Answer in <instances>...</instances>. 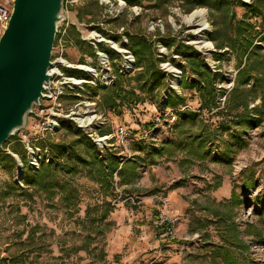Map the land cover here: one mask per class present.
I'll list each match as a JSON object with an SVG mask.
<instances>
[{
	"label": "rangeland",
	"instance_id": "374dc122",
	"mask_svg": "<svg viewBox=\"0 0 264 264\" xmlns=\"http://www.w3.org/2000/svg\"><path fill=\"white\" fill-rule=\"evenodd\" d=\"M204 1L215 5V0ZM228 1L234 21L245 17L258 33V41L254 43L264 50V0H257L261 4L260 12L248 11L241 5V2L250 4L253 0ZM179 4L175 1L160 5L156 0H140L134 5L125 0H110L109 3L63 0L65 19L58 24L51 60L63 56L70 63H84L88 58L90 64L99 65L97 78L107 72L112 81L105 87L83 83V89H69L56 102L60 100L64 112L78 110L82 113L90 108L87 102L94 100L95 113L99 115L95 132L100 136L108 135L107 141L112 145L98 153L92 138L82 129L81 132L93 142L95 153L100 157L106 151H114L122 161L135 158L138 174L133 182L120 184L115 172L112 189L92 179L89 169H80L73 176H65V186L70 188L71 197H63L56 190L53 198L47 200L35 188H28L29 194H25L16 187L23 184L21 178H17L19 163L14 154L23 164L24 173L27 171L26 148L18 132L12 135L0 148V264H208L209 245L221 241L215 217L204 208L215 199L212 197L218 191L219 194L224 192L226 198L219 202L227 205L225 210L231 212L239 236L247 246L246 251L236 252L247 264H264V114L260 125L242 132L241 138L246 145L238 150L236 143L224 132L222 139L217 135L210 141L211 155L203 160L183 162L181 152L169 158L163 156L157 163L149 160V146H158L174 137L172 124L177 119L176 109L165 107L164 96L174 90L186 96L182 109L196 110L199 105L195 91L180 86L188 73L185 57L175 53L173 43L193 46L200 52L204 65L211 71L221 72L222 80L217 84L223 89L217 98L220 107L238 71L235 56L226 47L219 50L227 51L221 60H215L212 55L216 49L209 40L213 29L211 20L221 25V34L230 32L223 23L222 11L197 6L186 12ZM80 9L84 12L82 17L78 14ZM197 11L199 14L195 13ZM127 33L141 36L151 44L164 76L159 93L162 99L158 102L154 91L140 92L133 79H121V87L134 88L139 102L109 108L103 106L101 100L104 89L117 79L115 71L133 76L141 68L135 65L128 48ZM97 51L107 54L109 61L105 67L99 63ZM63 74L91 78L79 69L65 68ZM43 104L41 98L40 104L33 106L27 118V131L36 123L35 114ZM171 110L175 116L173 121L169 119ZM210 114L203 110L202 117L206 120ZM62 118V121L66 119ZM220 119L221 116L215 115L207 121L215 126ZM72 126V121L67 120L55 134L47 133L32 142L40 147L47 146L38 142L48 136L59 137L66 130L78 129ZM119 126L128 134L123 140L116 134ZM226 140L232 144L228 152ZM232 193L240 200L238 206H231ZM171 195L178 200L170 198ZM105 202L111 209L105 218L98 219L101 212L108 210ZM242 210L248 214L246 219L236 221ZM172 213L179 215L176 240L164 236L158 223L160 215ZM208 219L212 222L207 223Z\"/></svg>",
	"mask_w": 264,
	"mask_h": 264
},
{
	"label": "trees",
	"instance_id": "16d2710c",
	"mask_svg": "<svg viewBox=\"0 0 264 264\" xmlns=\"http://www.w3.org/2000/svg\"><path fill=\"white\" fill-rule=\"evenodd\" d=\"M93 1V0H91ZM160 5L169 2H178L186 11L190 12L197 6L208 7L221 12L224 16L223 23L230 30L220 33V24L211 20L212 31L209 40L212 41L215 52L212 53L215 60H221L226 56L227 51H219L225 47L235 56L237 73L234 84L224 101L223 107L218 102L219 92L223 89L218 87L222 80L220 71H211L202 60L200 52L193 46L176 42L174 51L185 58V69L188 73L180 82L183 89H193L197 94L199 105L196 110L186 105V96L170 90L166 95L165 107L176 109L177 119L172 124L174 137L172 140L161 142L158 146L151 145L149 149V160L157 163L159 158H169L177 152H181L184 161L194 159L203 160L211 155L209 149L210 141L219 136L222 139L224 132L228 138L236 143L237 150L246 145V141L241 138V134L248 127L258 126L263 120L264 114V50L257 43V31L251 23L243 17L234 21L228 0H215V5L208 4L204 0H156ZM129 5L138 4L140 0H125ZM241 5L248 11L260 12V2L253 0L252 3ZM223 8L222 10L220 8ZM80 17L84 12L78 11ZM128 48L134 56L135 65L141 67L133 76L119 74L112 86L104 89L101 104L113 108L124 103L136 104L139 98L134 88L123 89L121 79H133L139 91H154L158 102H161L162 94L159 95L164 85V76L158 66V58L155 57L151 44L143 37L127 33ZM264 39V38H262ZM164 41V40H163ZM78 42H81L78 40ZM108 52V49L102 48ZM166 90V88L164 89ZM159 95V97H158ZM143 98L140 102H143ZM258 101L257 103H255ZM250 103L253 105L250 107ZM203 110L211 113L205 120L202 117ZM221 116L215 126L207 120L211 116ZM152 126L151 124L148 125ZM233 128V132L230 129ZM11 138V137H10ZM224 140V139H223ZM5 143L2 144V147ZM39 145H47L51 155V160L41 163L36 170L24 171L21 182L23 186H16L23 193L29 194L28 188H35L44 194L47 200H51L56 194V190L61 192L63 197H71V190L66 187L65 176H73L80 169H89L90 177L101 186L112 188L113 175L116 172L120 177V184L131 183L136 180V159L128 158L124 161L115 154L114 151H106L100 157L95 153L93 142L85 136L80 129L75 131L66 130L59 137L48 136L45 140L38 142ZM227 152L231 151L232 144L226 140ZM9 157V154H7ZM181 160V161H182ZM113 189V188H112ZM231 206H238L240 200L235 193L230 196ZM101 212L98 219L106 217L111 209ZM204 208L209 214L215 217L217 231L221 243L209 245L210 260L208 264H247L236 251L244 252L246 244L239 236V231L232 221L231 212L225 210L227 205L223 202L207 203ZM210 219L207 223H211ZM14 262V261H12Z\"/></svg>",
	"mask_w": 264,
	"mask_h": 264
},
{
	"label": "water",
	"instance_id": "95a60500",
	"mask_svg": "<svg viewBox=\"0 0 264 264\" xmlns=\"http://www.w3.org/2000/svg\"><path fill=\"white\" fill-rule=\"evenodd\" d=\"M7 26L0 33V148L25 129L33 106L40 104L63 0H11Z\"/></svg>",
	"mask_w": 264,
	"mask_h": 264
},
{
	"label": "built area",
	"instance_id": "2783aa9c",
	"mask_svg": "<svg viewBox=\"0 0 264 264\" xmlns=\"http://www.w3.org/2000/svg\"><path fill=\"white\" fill-rule=\"evenodd\" d=\"M76 1V0H72ZM100 2L109 3V0H100ZM119 4V3H118ZM120 4H124V2L120 1ZM12 3L11 0H0V33L7 26L9 16L11 13ZM120 10V8L118 9ZM138 13V11L136 12ZM99 55V63L101 67L108 64V56L102 52L97 51ZM54 65L51 67L52 77L50 78V83L45 85V89L43 90L44 96L42 100H44L43 107L38 110L35 114L37 117L36 123L31 130L28 129L20 130L17 135L20 140L23 142L24 147L26 148V161H25V170H36L39 168L41 163H47L51 160V156L47 146H37L32 142V139H39L48 134H55L62 126L65 124L67 120L72 121V127H78V129H82L86 134H88L97 147V152L102 153V149L107 145H112L109 143L108 135H97L96 134V126H98L97 119H99V115L96 114V102L91 100L87 102V106L90 108L84 112H80L78 110H68V112H64V108L61 102H56V99L60 98V96L70 90H76L77 88L83 89V83H91L93 85L99 84L102 87L111 84L110 73L103 72V74L97 78L99 65H92L88 62V58L85 59L84 63H70L63 56H59L55 58ZM126 66V65H125ZM70 69H79L85 71L91 78L84 79L80 77L74 76H64L63 71L65 68ZM108 67L106 68L107 71ZM105 70V69H104ZM97 80H94V79ZM166 97L164 96V99ZM51 103V104H50ZM173 111L170 112V120L173 121L175 116L172 114ZM82 115L81 118L78 116ZM62 117L66 118L64 121ZM39 127L40 129H37ZM116 134L119 136L120 140H123L128 136L126 129L122 126L117 127ZM37 139V140H38ZM17 157L20 169V175L17 174V178H21L23 174V164L20 162L17 154H14ZM20 183V182H19ZM248 214L242 212L239 213V216L236 217V221L246 219ZM179 220V215L177 213H172L170 215H160L158 223L161 225L163 229V235L166 236L170 240H176V226Z\"/></svg>",
	"mask_w": 264,
	"mask_h": 264
},
{
	"label": "crops",
	"instance_id": "0c3cea01",
	"mask_svg": "<svg viewBox=\"0 0 264 264\" xmlns=\"http://www.w3.org/2000/svg\"><path fill=\"white\" fill-rule=\"evenodd\" d=\"M225 185H226V183H225V181L223 182V186L225 187ZM223 193V194H222ZM225 194H224V192H220V194H219V191L217 192V194H216V196H213L212 198L214 199L213 201L215 202V201H223L225 198H226V196H224ZM170 198H174V200H178L174 195H171L170 196ZM182 204V203H181ZM183 205V204H182Z\"/></svg>",
	"mask_w": 264,
	"mask_h": 264
},
{
	"label": "bare ground",
	"instance_id": "6f19581e",
	"mask_svg": "<svg viewBox=\"0 0 264 264\" xmlns=\"http://www.w3.org/2000/svg\"><path fill=\"white\" fill-rule=\"evenodd\" d=\"M109 1H110V0H109ZM199 12H200V11H197V12H195V13L199 14ZM195 13H194V14H195ZM192 16H193V15H192ZM201 27H202V26H201ZM209 45H210V44H209ZM49 72H52L51 68H49ZM78 117H80V116H78ZM18 174L20 175V169L18 170Z\"/></svg>",
	"mask_w": 264,
	"mask_h": 264
}]
</instances>
